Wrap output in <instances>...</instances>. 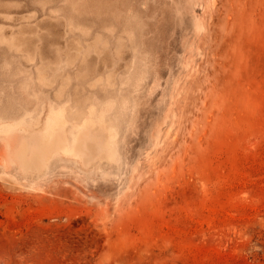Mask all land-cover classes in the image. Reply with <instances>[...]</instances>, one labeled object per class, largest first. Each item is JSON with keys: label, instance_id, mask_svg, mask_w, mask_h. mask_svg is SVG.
Returning a JSON list of instances; mask_svg holds the SVG:
<instances>
[{"label": "rangeland", "instance_id": "obj_1", "mask_svg": "<svg viewBox=\"0 0 264 264\" xmlns=\"http://www.w3.org/2000/svg\"><path fill=\"white\" fill-rule=\"evenodd\" d=\"M0 264H264V0H0Z\"/></svg>", "mask_w": 264, "mask_h": 264}, {"label": "bare ground", "instance_id": "obj_2", "mask_svg": "<svg viewBox=\"0 0 264 264\" xmlns=\"http://www.w3.org/2000/svg\"><path fill=\"white\" fill-rule=\"evenodd\" d=\"M66 121L62 112L51 110L45 119L44 127L40 131L31 134L30 140L32 143L30 147L26 144H21V151L29 153L33 158H36L37 162H40L43 154L39 144L44 140L48 141L47 148L50 151H63L74 156L86 154L87 151H96V147L99 151L104 148V145L100 144V139L95 138V133L99 132L102 134V131H104L100 122L98 124L93 122L91 125L86 123L81 138H77L75 131H73L69 143L64 147V142L67 141L66 133H64Z\"/></svg>", "mask_w": 264, "mask_h": 264}]
</instances>
